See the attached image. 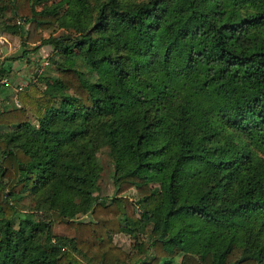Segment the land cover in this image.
Returning <instances> with one entry per match:
<instances>
[{
  "label": "trees",
  "instance_id": "trees-1",
  "mask_svg": "<svg viewBox=\"0 0 264 264\" xmlns=\"http://www.w3.org/2000/svg\"><path fill=\"white\" fill-rule=\"evenodd\" d=\"M52 1L0 0L23 57L50 47L57 69L0 111V264H264V0ZM27 192L48 219H25ZM145 225L146 248L114 245Z\"/></svg>",
  "mask_w": 264,
  "mask_h": 264
},
{
  "label": "rangeland",
  "instance_id": "rangeland-1",
  "mask_svg": "<svg viewBox=\"0 0 264 264\" xmlns=\"http://www.w3.org/2000/svg\"><path fill=\"white\" fill-rule=\"evenodd\" d=\"M58 0L52 1L57 2ZM135 2H142L146 0H132ZM51 2V3H52ZM40 10V6L37 7ZM13 24L11 21V13L9 11H3L0 14V69L3 71V78L6 79V85L1 86L0 91V111L16 107V93L19 88L25 85H35L43 91L45 83L52 81L56 77L57 69L50 64L52 52L50 47L40 48L38 51L29 52L23 57V48L21 47V41L18 37L7 33L4 28L7 25ZM64 34H73L71 29L55 26L54 28L45 31L44 36H61ZM70 42L64 43L69 45ZM25 51V50H24ZM58 59V57H55ZM16 63L13 68L12 64ZM12 67V68H11ZM82 70L84 68L82 67ZM89 77H91L89 75ZM65 94L71 95L70 92ZM17 103V102H16ZM31 123L37 128V124L33 118ZM9 129L2 128L0 138L5 139ZM95 150V163L99 168L98 180L93 190V196L103 200H109L115 196L114 178L116 176L115 167L110 157L108 148L105 146L101 136H98ZM8 182V181H7ZM6 181L0 180V190H4L7 187ZM121 197L127 198L131 203H135L138 197L135 189L132 188L123 194ZM76 204H79L78 199H74ZM18 204L21 207V211L25 219L46 220L50 216L49 203L43 202L38 196L24 193L21 195ZM83 205V204H82ZM81 207V205H80ZM76 208L67 209L69 214L75 212ZM137 216L140 211L136 210ZM34 216L32 218L31 216ZM77 221L89 220V214L78 213L75 216ZM17 225L14 226L16 229ZM151 225L144 227L143 231L136 232L134 234L120 233L113 237V243L118 248L126 253H134L139 247H147L148 241L151 237ZM77 257L83 262L87 263V259L78 251H76ZM181 259V256L175 258L174 264H177Z\"/></svg>",
  "mask_w": 264,
  "mask_h": 264
},
{
  "label": "built area",
  "instance_id": "built-area-1",
  "mask_svg": "<svg viewBox=\"0 0 264 264\" xmlns=\"http://www.w3.org/2000/svg\"><path fill=\"white\" fill-rule=\"evenodd\" d=\"M2 78H0V89H1V86H5L6 85V79H2Z\"/></svg>",
  "mask_w": 264,
  "mask_h": 264
},
{
  "label": "crops",
  "instance_id": "crops-1",
  "mask_svg": "<svg viewBox=\"0 0 264 264\" xmlns=\"http://www.w3.org/2000/svg\"><path fill=\"white\" fill-rule=\"evenodd\" d=\"M15 64H16V63H13V64H12L13 68L16 66ZM11 68H12V67H11ZM1 70L5 72V69H1ZM15 104H17V103L15 102ZM16 106H18V105H16Z\"/></svg>",
  "mask_w": 264,
  "mask_h": 264
}]
</instances>
